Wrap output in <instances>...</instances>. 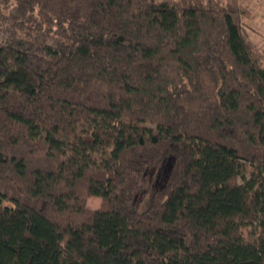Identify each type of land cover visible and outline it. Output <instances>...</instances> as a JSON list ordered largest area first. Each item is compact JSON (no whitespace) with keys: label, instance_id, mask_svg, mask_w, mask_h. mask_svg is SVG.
Instances as JSON below:
<instances>
[{"label":"trees","instance_id":"16d2710c","mask_svg":"<svg viewBox=\"0 0 264 264\" xmlns=\"http://www.w3.org/2000/svg\"><path fill=\"white\" fill-rule=\"evenodd\" d=\"M243 15L0 0V264H264V53Z\"/></svg>","mask_w":264,"mask_h":264},{"label":"rangeland","instance_id":"374dc122","mask_svg":"<svg viewBox=\"0 0 264 264\" xmlns=\"http://www.w3.org/2000/svg\"><path fill=\"white\" fill-rule=\"evenodd\" d=\"M244 10L243 21L249 31L250 39L264 53V0H238ZM101 204L99 197L88 199V205L98 208Z\"/></svg>","mask_w":264,"mask_h":264}]
</instances>
